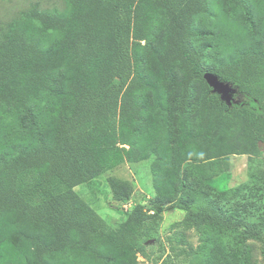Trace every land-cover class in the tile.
<instances>
[{"label":"trees","instance_id":"16d2710c","mask_svg":"<svg viewBox=\"0 0 264 264\" xmlns=\"http://www.w3.org/2000/svg\"><path fill=\"white\" fill-rule=\"evenodd\" d=\"M205 72L248 102L228 108ZM260 118L264 0L30 5L0 32V264H138L146 219L171 209L199 234L197 264H255L264 174L226 184ZM151 157L152 197L117 229L74 191ZM108 186L129 202L130 184Z\"/></svg>","mask_w":264,"mask_h":264},{"label":"rangeland","instance_id":"374dc122","mask_svg":"<svg viewBox=\"0 0 264 264\" xmlns=\"http://www.w3.org/2000/svg\"><path fill=\"white\" fill-rule=\"evenodd\" d=\"M33 4L40 9L61 10L64 0H0V32L5 29L7 23ZM242 102L247 103L248 101L243 98ZM257 125H259L261 140L253 148L254 152L247 151V146H242L243 150L239 152L246 154L228 156L229 180L226 184L228 188H235L246 183L252 174L258 176V180L262 179L261 174H264V118H260ZM152 160L151 157L136 164L123 163L93 181L75 187L74 191L111 228L117 229L133 206L140 204L146 208L147 201L152 197L150 171ZM109 178L122 180L132 186L133 192L128 203L114 201L108 186ZM159 216L160 219L151 217L146 219L144 230L150 234L143 237L141 241L137 251L138 264H197L195 259L193 260V250L198 251L201 241L195 227L183 222L185 213L171 209L161 212ZM180 235L184 236L186 244L180 242ZM245 246L251 248L255 264H264V235L261 241L246 240ZM184 249L188 251L189 256L175 255Z\"/></svg>","mask_w":264,"mask_h":264},{"label":"water","instance_id":"95a60500","mask_svg":"<svg viewBox=\"0 0 264 264\" xmlns=\"http://www.w3.org/2000/svg\"><path fill=\"white\" fill-rule=\"evenodd\" d=\"M203 80L211 89V94L217 95L219 101L224 103L228 108L240 103L236 98H243V95L239 92L237 87L229 82L220 80L215 74L205 72L203 74Z\"/></svg>","mask_w":264,"mask_h":264},{"label":"flooded vegetation","instance_id":"af4514ba","mask_svg":"<svg viewBox=\"0 0 264 264\" xmlns=\"http://www.w3.org/2000/svg\"><path fill=\"white\" fill-rule=\"evenodd\" d=\"M236 99L239 100V102H242V100H243V98H240V97H238Z\"/></svg>","mask_w":264,"mask_h":264}]
</instances>
